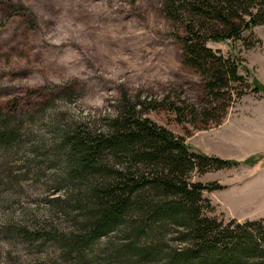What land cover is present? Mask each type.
Segmentation results:
<instances>
[{
    "label": "rangeland",
    "instance_id": "obj_1",
    "mask_svg": "<svg viewBox=\"0 0 264 264\" xmlns=\"http://www.w3.org/2000/svg\"><path fill=\"white\" fill-rule=\"evenodd\" d=\"M9 1L0 0V110L22 130L18 149L0 147V264H75L53 239L72 232L78 214L60 206L71 197L63 139L81 126L106 128L124 95L154 105L171 97L184 113L154 108L145 117L197 151L237 162L192 173V181L221 185L204 193L213 207L208 216L264 218V132L225 124L247 103L264 99V91L246 86L221 124L200 128L190 109L203 106L204 82L184 63L177 25L164 15L162 0ZM210 45L264 85V23L242 39ZM166 237L178 245L170 231ZM126 241L122 231L102 238L89 252L90 264H102L106 249Z\"/></svg>",
    "mask_w": 264,
    "mask_h": 264
},
{
    "label": "trees",
    "instance_id": "obj_2",
    "mask_svg": "<svg viewBox=\"0 0 264 264\" xmlns=\"http://www.w3.org/2000/svg\"><path fill=\"white\" fill-rule=\"evenodd\" d=\"M162 11L177 25L184 63L204 82L203 106L190 109L203 122L200 128L221 124L235 94L243 96L246 86L264 91L251 71L246 69L247 77L240 74L239 60L210 45L242 39L244 31L264 23V0H162ZM152 102H133L124 95L106 128L81 126L64 136L71 197L60 206L74 207L78 214L72 217V232L53 238L63 259L90 264L94 245L122 231L127 241L106 249L102 264H264V218L241 222L208 216L213 207L204 193L221 185L192 181L196 170L237 162L197 151L184 137L145 117L154 108L185 112L171 97ZM15 121L0 110V147L5 150L18 149L22 123L13 126ZM169 231L178 245L165 241Z\"/></svg>",
    "mask_w": 264,
    "mask_h": 264
},
{
    "label": "crops",
    "instance_id": "obj_3",
    "mask_svg": "<svg viewBox=\"0 0 264 264\" xmlns=\"http://www.w3.org/2000/svg\"><path fill=\"white\" fill-rule=\"evenodd\" d=\"M242 107L241 115L227 118L225 124L241 130L254 129L264 132V99H255ZM249 107V109H246Z\"/></svg>",
    "mask_w": 264,
    "mask_h": 264
}]
</instances>
